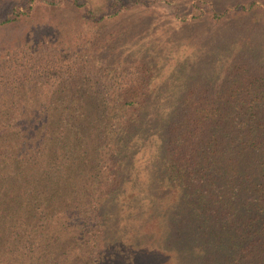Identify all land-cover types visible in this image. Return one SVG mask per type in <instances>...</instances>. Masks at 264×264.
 <instances>
[{"label":"trees","instance_id":"trees-1","mask_svg":"<svg viewBox=\"0 0 264 264\" xmlns=\"http://www.w3.org/2000/svg\"><path fill=\"white\" fill-rule=\"evenodd\" d=\"M112 5L99 21L125 8ZM255 6L263 11L264 1L210 18ZM231 47L213 56L206 91L184 101V86L153 101L142 82L120 85L121 97L128 87L141 101H112L101 89L95 94L108 97L93 105L6 108L4 179L24 187L25 212L0 216V264H264V55L251 54L252 80L229 89L245 55ZM143 197L155 212L136 213Z\"/></svg>","mask_w":264,"mask_h":264},{"label":"rangeland","instance_id":"rangeland-1","mask_svg":"<svg viewBox=\"0 0 264 264\" xmlns=\"http://www.w3.org/2000/svg\"><path fill=\"white\" fill-rule=\"evenodd\" d=\"M31 1L0 0V119L8 107L30 106L37 111L64 103H102L108 96L95 94L101 89L102 94L112 93L108 97L112 101H141V94L133 96L128 87L142 82L155 92L153 101L162 99L165 89L186 87L184 91L190 92L184 101L195 88L206 91L213 56L224 55L232 45L244 46L240 53L245 55L229 89L252 80L245 71L249 61H255L251 54L264 55V10L255 6L254 12L230 13L221 21L210 18L213 10L221 13L236 5L249 6L254 0H120L125 8L103 21L100 17L109 13L114 0ZM82 4L86 7L76 6ZM205 12L209 14L203 18ZM9 19L14 21L5 23ZM261 73L254 70L255 75ZM121 84L128 86L122 97ZM6 155L0 153V216L8 217L25 210L18 206L24 187L4 179L11 172ZM149 202L143 197L136 213L155 212ZM185 226L182 223L179 228ZM137 261L154 264L150 258Z\"/></svg>","mask_w":264,"mask_h":264}]
</instances>
